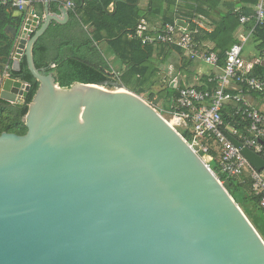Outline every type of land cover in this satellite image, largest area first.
Wrapping results in <instances>:
<instances>
[{
    "label": "water",
    "instance_id": "water-1",
    "mask_svg": "<svg viewBox=\"0 0 264 264\" xmlns=\"http://www.w3.org/2000/svg\"><path fill=\"white\" fill-rule=\"evenodd\" d=\"M44 6L22 32L8 27L13 59L0 61L1 100L27 96L23 57L38 82L26 133L0 134V264H264L258 231L152 104L118 81L63 87L35 66L36 40L68 19Z\"/></svg>",
    "mask_w": 264,
    "mask_h": 264
},
{
    "label": "trees",
    "instance_id": "trees-1",
    "mask_svg": "<svg viewBox=\"0 0 264 264\" xmlns=\"http://www.w3.org/2000/svg\"><path fill=\"white\" fill-rule=\"evenodd\" d=\"M75 2L73 8L68 10V20L64 24L51 22L45 32L33 45V60L37 68H44L46 73L52 72L56 82L63 87H69L74 82L79 83H102L123 82L125 88L136 94L146 91L145 84L157 73V65L153 62V53L163 50L165 47L180 50L169 45L143 44L134 37H128L135 32V28L141 19L161 16V24L172 23L175 18L189 17L187 23L192 28V17L195 14L209 16L210 1L199 0H148L146 10L139 7L137 0H71ZM83 1L81 6L80 3ZM256 3L257 0H248ZM49 10L58 13L64 0H48ZM191 2V3H190ZM165 5V7H164ZM205 5H208L207 7ZM39 13L42 6L39 4ZM184 8L189 11H184ZM18 13V14H17ZM26 12L10 7L9 4L0 3V58L1 62L10 64L13 41L5 32V27L10 25L20 28ZM191 17V19H190ZM239 24L238 12L230 9L221 16L210 33L202 30L195 38L204 42H214L212 50L219 55V65L225 63V52L238 41L232 36V32ZM253 37L256 48L264 56V25H253ZM105 41L113 50V55L121 59L125 70L116 76L109 61L104 57L99 43ZM238 44V43H237ZM7 57V58H4ZM252 74L264 79V66L256 63ZM30 85L27 96L16 103H9L0 99V134L11 132L18 135L26 133L25 115L28 104L35 94L38 82L29 72L26 60L20 61V71L15 74ZM213 86L214 84L211 83ZM147 86V85H146ZM110 88V87H109ZM173 88V87H172ZM203 89V87H200ZM111 89V88H110ZM165 97L169 103L177 95V90L172 89ZM257 96V93H251ZM149 98L154 96L149 93ZM147 101H150L147 99ZM152 103V102H151ZM224 122H229L230 117L225 110L221 111ZM181 135L190 139L191 134L188 126H183ZM208 155L212 157L209 163L210 169L228 190L230 195L241 207L244 214L258 231L264 240V209L259 205V197L250 189V180L246 176L244 182L239 179L228 177L218 168L217 153L210 147ZM226 185V186H225ZM230 191V190H228ZM255 207L253 211L252 207Z\"/></svg>",
    "mask_w": 264,
    "mask_h": 264
},
{
    "label": "built area",
    "instance_id": "built-area-1",
    "mask_svg": "<svg viewBox=\"0 0 264 264\" xmlns=\"http://www.w3.org/2000/svg\"><path fill=\"white\" fill-rule=\"evenodd\" d=\"M45 1L0 0V3L27 11L26 8L34 3ZM64 4L69 9L74 7L70 0H64ZM30 11L26 12L20 27L21 32ZM237 12L240 25H245L251 20L255 25H264V0H257L252 16H247L239 10ZM192 22V28L188 23L184 25L181 22H172L152 29L141 19L134 34L129 36L137 38L143 44L177 47L189 59L218 69V72L208 79L214 84L211 89L194 85L175 87L173 84L172 87L177 90L176 97L170 103L173 119L177 124L188 126L191 138L186 141L202 158L204 155L209 157V160L205 161L208 166L212 160L208 151L212 147L217 153L218 168L222 173L239 179L241 183L247 176L251 191L259 197V205L264 209V168L261 171L254 169L240 148L226 135L227 133L234 137L243 147L252 150L264 160V108L257 107L249 97L254 92L264 102V79L252 74L253 66L260 62V57L246 60L242 45L235 43L225 52V63L220 66L218 53L202 48L201 42L195 38L203 27L201 22ZM11 57L13 58V54ZM114 74L119 76L120 70H115ZM223 110L230 117L229 122H224L221 113Z\"/></svg>",
    "mask_w": 264,
    "mask_h": 264
},
{
    "label": "crops",
    "instance_id": "crops-1",
    "mask_svg": "<svg viewBox=\"0 0 264 264\" xmlns=\"http://www.w3.org/2000/svg\"><path fill=\"white\" fill-rule=\"evenodd\" d=\"M184 1V0H181ZM199 1H210L209 4V16L203 14H195L192 17V20L200 21L202 24V30L205 33H210L217 22L221 19V16L226 14L228 10L233 9L235 11L239 10L243 14L247 16H252L254 13V6L255 3H251L248 0H199ZM148 0H137L139 7L142 10H146ZM49 3V2H48ZM191 3V2H190ZM42 6V13H39V6ZM65 4L61 6L58 13L51 12L52 14H56L58 16L62 15L61 9L64 7ZM206 7L208 5H205ZM165 7V5H164ZM49 8V7H48ZM27 11L33 9L35 14L38 15L40 18L45 14V6L44 2H36L31 7L26 8ZM69 10V8H68ZM25 11V12H27ZM184 11H189V9L184 8ZM18 14V13H17ZM161 16L158 15L157 17L147 18L145 21L147 22L150 28L160 27L161 24ZM189 17H178L175 18L173 22H181L182 24H186ZM191 19V17H190ZM68 20V19H67ZM67 22V21H66ZM23 23V22H22ZM253 25L254 21L251 20L247 22L245 25H240V23L235 27L232 32V36L238 41V44H241L243 47V55L246 60L251 61L260 57V63L264 56L261 55L260 51L256 48V44L254 42L253 37ZM22 26V24H21ZM20 26V27H21ZM8 27H12L10 25L5 27V32L11 37V30ZM14 28V27H12ZM200 33V32H199ZM128 37H130L128 35ZM131 38V37H130ZM99 48L101 49L104 57L109 61V64L113 70H120L123 72L125 67L118 57L113 55L112 48L105 42H101L98 44ZM202 48L204 49H213L214 42L210 40H204L201 42ZM248 46L247 50L245 51L244 48ZM14 54L12 50L11 55ZM10 55V59L13 58ZM1 61V58H0ZM153 62L157 65V73L151 77L147 84H145V89L147 86L162 88L161 90L157 89L156 95L159 96L160 91L165 90V94H167L172 88L173 84L175 87H182L186 85H194L196 87H203V89H211L212 85L211 82L208 81L210 77H213L218 72L216 67L211 65H207L201 61H195L189 59L185 53L181 50L172 49L170 47H165V49L157 50L153 53ZM262 65V64H261ZM173 82V83H172ZM161 83H166L164 87H161ZM147 85V86H146ZM252 102L259 108H264V102L259 98V96L249 95ZM167 103L168 100L166 99Z\"/></svg>",
    "mask_w": 264,
    "mask_h": 264
},
{
    "label": "rangeland",
    "instance_id": "rangeland-1",
    "mask_svg": "<svg viewBox=\"0 0 264 264\" xmlns=\"http://www.w3.org/2000/svg\"><path fill=\"white\" fill-rule=\"evenodd\" d=\"M248 46H246V48H244V50L246 51L248 48ZM121 82V80H120ZM123 83V82H121ZM166 83H161V87H164ZM146 91H144L143 93H140L139 95L142 96L145 100L149 99L150 101H148L150 104H152L156 110L162 115V117H164L168 122H171L173 127L179 132L182 130V126L180 124L175 123L174 119H173V113L171 112V108H170V103L168 101H166L165 97H160L158 95H156V91L157 89L161 90L162 88H155L152 86H147ZM127 90L131 91L130 89L126 88ZM172 92V89H171ZM149 93H152L154 96L151 98H149ZM162 94H165V90L162 92ZM152 102V103H151ZM174 121V122H173ZM180 133V132H179ZM181 134V133H180ZM226 186V185H225ZM230 190V191H228ZM227 191L230 193L231 189H228ZM252 207V206H251ZM241 208V207H240ZM253 211H255V207H252Z\"/></svg>",
    "mask_w": 264,
    "mask_h": 264
},
{
    "label": "bare ground",
    "instance_id": "bare-ground-1",
    "mask_svg": "<svg viewBox=\"0 0 264 264\" xmlns=\"http://www.w3.org/2000/svg\"><path fill=\"white\" fill-rule=\"evenodd\" d=\"M174 122V121H173ZM170 124H171V122H170ZM203 159H204V161H208L209 160V157L207 156V155H204L203 156Z\"/></svg>",
    "mask_w": 264,
    "mask_h": 264
},
{
    "label": "flooded vegetation",
    "instance_id": "flooded-vegetation-1",
    "mask_svg": "<svg viewBox=\"0 0 264 264\" xmlns=\"http://www.w3.org/2000/svg\"><path fill=\"white\" fill-rule=\"evenodd\" d=\"M21 60H22V58H21ZM18 79H20L21 81H23L20 77H17Z\"/></svg>",
    "mask_w": 264,
    "mask_h": 264
}]
</instances>
